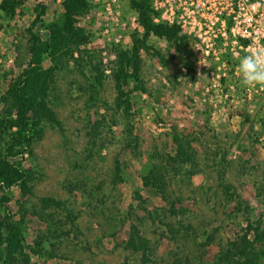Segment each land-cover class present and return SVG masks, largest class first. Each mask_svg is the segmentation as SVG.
Masks as SVG:
<instances>
[{"label": "rangeland", "instance_id": "1", "mask_svg": "<svg viewBox=\"0 0 264 264\" xmlns=\"http://www.w3.org/2000/svg\"><path fill=\"white\" fill-rule=\"evenodd\" d=\"M60 1L22 0L11 15L0 9V152L9 132L2 96L32 63L31 34L46 37ZM75 25L82 41L59 50L50 75L38 79L46 82L38 132L18 157L30 192L4 191L33 248L12 264H202L248 225L264 264V86H243L228 53L201 55L188 38L189 70L173 42L148 33L125 109L111 74L131 36L143 38L136 11L129 0H87ZM172 130L190 133L183 148L191 159L177 160ZM156 162L169 180L163 196L143 179ZM131 225L145 250L126 247Z\"/></svg>", "mask_w": 264, "mask_h": 264}, {"label": "trees", "instance_id": "2", "mask_svg": "<svg viewBox=\"0 0 264 264\" xmlns=\"http://www.w3.org/2000/svg\"><path fill=\"white\" fill-rule=\"evenodd\" d=\"M22 0H0V9L3 14L11 15L15 5ZM87 0H61V13L57 20L45 25L46 37L41 39L37 34H31L30 59L31 64L23 68L8 85L2 96L6 107V117L3 121L7 123L8 138L5 141L2 152H0V264H12L15 253L24 254L25 249L33 252V248L25 241L20 229V218H13V214L3 204L6 200L4 191L11 186H16L24 193H29L28 180L30 172L19 160V156L28 151L35 135L38 132L37 117L39 104L45 95L46 82L39 87V77L50 75L55 67L54 56L59 50L66 52L70 45L79 44L83 39L81 28L75 25V15L86 5ZM129 5L136 11V20L143 31V38L137 35L131 36L128 49L116 53V66L112 71V79L117 98L123 103L124 108L130 106V90L127 88V80L133 78L138 80V52L144 42V36L152 33L174 43L175 48L180 50L186 60L187 69L192 67L190 50H188V39L179 33L178 26L154 22L151 18L149 0H129ZM39 17V16H38ZM43 57L51 63L49 66L42 64ZM136 87V84L133 85ZM39 99V100H38ZM190 133L172 130L171 139L176 145L175 155L179 162L191 159L190 153L184 149L189 146ZM184 147V148H183ZM186 150V151H185ZM185 157V158H184ZM160 162L151 166V171L143 176L146 183L153 186L162 195L166 181L169 182L165 167ZM118 164H114V175L118 176ZM178 199V198H177ZM170 212L177 213L171 201ZM165 227L171 233L177 231L170 223ZM237 238L227 241L225 246L220 247L202 264H258V255L254 252L252 244L258 238L254 233L252 239L247 238V231ZM173 235V234H172ZM147 239L139 234L138 229L131 225L125 240L126 247L131 250H145ZM42 264H46L42 262Z\"/></svg>", "mask_w": 264, "mask_h": 264}, {"label": "built area", "instance_id": "3", "mask_svg": "<svg viewBox=\"0 0 264 264\" xmlns=\"http://www.w3.org/2000/svg\"><path fill=\"white\" fill-rule=\"evenodd\" d=\"M149 6L154 22L177 25L201 55L228 53L235 69L240 57L264 47V0H149Z\"/></svg>", "mask_w": 264, "mask_h": 264}, {"label": "clouds", "instance_id": "4", "mask_svg": "<svg viewBox=\"0 0 264 264\" xmlns=\"http://www.w3.org/2000/svg\"><path fill=\"white\" fill-rule=\"evenodd\" d=\"M238 72L243 86H264V47L240 57Z\"/></svg>", "mask_w": 264, "mask_h": 264}]
</instances>
